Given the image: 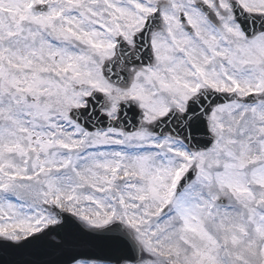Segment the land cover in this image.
<instances>
[{
  "label": "snow or ice",
  "instance_id": "obj_1",
  "mask_svg": "<svg viewBox=\"0 0 264 264\" xmlns=\"http://www.w3.org/2000/svg\"><path fill=\"white\" fill-rule=\"evenodd\" d=\"M0 264H264V0H0Z\"/></svg>",
  "mask_w": 264,
  "mask_h": 264
}]
</instances>
